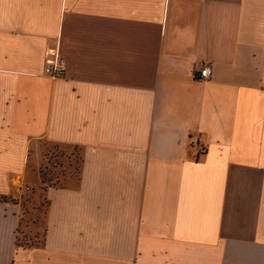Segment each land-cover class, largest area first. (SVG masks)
<instances>
[{
    "label": "crops",
    "instance_id": "0c3cea01",
    "mask_svg": "<svg viewBox=\"0 0 264 264\" xmlns=\"http://www.w3.org/2000/svg\"><path fill=\"white\" fill-rule=\"evenodd\" d=\"M0 264H264V0H0Z\"/></svg>",
    "mask_w": 264,
    "mask_h": 264
},
{
    "label": "rangeland",
    "instance_id": "374dc122",
    "mask_svg": "<svg viewBox=\"0 0 264 264\" xmlns=\"http://www.w3.org/2000/svg\"><path fill=\"white\" fill-rule=\"evenodd\" d=\"M63 155L58 154L54 156L57 158L60 157L59 159L54 158L55 160H57V168H56L57 170L52 171L51 168L48 166V162H47L46 167H43L41 169V175L46 185H50V186L63 185L65 183L63 180V177H66L70 175L71 173L73 177H76V174L78 172L77 169L80 164L79 153L75 151L73 155L68 154L65 157ZM51 175H53V178L50 177ZM55 176L57 177V179L55 178ZM24 188L27 192V193L23 192L24 206H26L27 209L28 208L31 209L33 207H35V209L33 211V214L28 217V219L31 221V224L33 225L31 226L32 232L30 234L29 233L19 234V237L21 239V243L23 244H28V245L38 244L39 245L43 240V230L42 229L39 230L41 228L40 224L43 221L42 218L45 214L46 207H47L46 206L47 201H45V199L42 197V192H43L42 190L44 189L41 188L40 191H35V190L32 191L31 188L29 190L26 189L27 187H24ZM33 221L37 225H34ZM35 226L38 229V231L33 233Z\"/></svg>",
    "mask_w": 264,
    "mask_h": 264
},
{
    "label": "built area",
    "instance_id": "2783aa9c",
    "mask_svg": "<svg viewBox=\"0 0 264 264\" xmlns=\"http://www.w3.org/2000/svg\"><path fill=\"white\" fill-rule=\"evenodd\" d=\"M65 72V60H63L62 58H57L54 62L47 64L45 67V75L53 79L63 77L65 75ZM211 75V67L204 66L197 74V77L199 79L207 80L211 78ZM26 189L29 190L30 188L27 187Z\"/></svg>",
    "mask_w": 264,
    "mask_h": 264
},
{
    "label": "trees",
    "instance_id": "16d2710c",
    "mask_svg": "<svg viewBox=\"0 0 264 264\" xmlns=\"http://www.w3.org/2000/svg\"><path fill=\"white\" fill-rule=\"evenodd\" d=\"M79 169V168H78ZM78 169H77V171H78ZM44 181V180H43ZM44 184H45V182H44ZM50 185H46L45 184V187H43V189H46L47 187H49ZM47 206V205H46ZM24 232H22V231H18V236H17V244H18V246H22V247H36V246H38V244H33V245H28V244H23V243H21V239H20V237H19V234H23Z\"/></svg>",
    "mask_w": 264,
    "mask_h": 264
}]
</instances>
